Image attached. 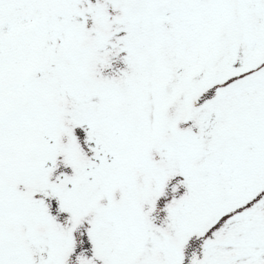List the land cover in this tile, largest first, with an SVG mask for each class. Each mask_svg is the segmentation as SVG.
I'll return each mask as SVG.
<instances>
[{"label":"snow or ice","instance_id":"obj_1","mask_svg":"<svg viewBox=\"0 0 264 264\" xmlns=\"http://www.w3.org/2000/svg\"><path fill=\"white\" fill-rule=\"evenodd\" d=\"M0 264H264V0H0Z\"/></svg>","mask_w":264,"mask_h":264}]
</instances>
